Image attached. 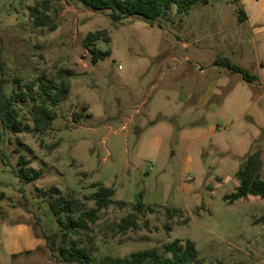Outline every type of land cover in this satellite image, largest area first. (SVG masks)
Masks as SVG:
<instances>
[{
  "label": "rangeland",
  "instance_id": "1",
  "mask_svg": "<svg viewBox=\"0 0 264 264\" xmlns=\"http://www.w3.org/2000/svg\"><path fill=\"white\" fill-rule=\"evenodd\" d=\"M35 2L0 0L2 93L10 95L15 80L22 93L34 83L35 102L39 88L48 90L57 117L41 133L3 134L0 125V264H64L45 246L12 257L5 229L22 222L37 235L56 232L44 195L71 194L87 211L94 185L114 190L115 203L71 239L97 258L189 239L203 264H264V199H222L257 150L264 181V0L195 1L182 13L172 5L151 25L140 17L113 22L109 11L50 0L54 29L33 26ZM97 31L109 42L94 47L108 53L91 63L82 40ZM219 58L255 80L213 65ZM66 70L71 76L59 77ZM60 83L67 94L55 100ZM29 107H18V120L32 129ZM19 156L40 171L38 179L22 183L14 175ZM141 192L152 211L138 217L136 230L117 231ZM165 208L176 211L171 220Z\"/></svg>",
  "mask_w": 264,
  "mask_h": 264
},
{
  "label": "trees",
  "instance_id": "2",
  "mask_svg": "<svg viewBox=\"0 0 264 264\" xmlns=\"http://www.w3.org/2000/svg\"><path fill=\"white\" fill-rule=\"evenodd\" d=\"M35 6L29 8V18L32 19L34 27H46L54 29L49 19L50 0H35ZM75 1L85 9L92 12L109 11V17L113 22H119L130 17H140L149 25L160 17L167 15L172 5H175L176 12L182 13L184 8H188L195 1H201L206 4L208 0H65ZM233 3L239 0H231ZM240 16L239 20H245L243 10H237ZM102 40L109 42V36L105 31L89 33L82 40V45L90 55V62L96 63L103 59L108 52H102L94 47L95 43ZM1 55V48H0ZM213 65L225 67L234 74L239 75L244 81L252 82L254 77H250L246 70L230 63L226 58L217 59ZM60 76H71V72L62 71ZM18 85V80L14 81ZM16 88L10 95L2 93V84L0 81V125L2 132L16 134L21 131L41 133L51 127L52 122L57 117L55 102H50L48 90L39 88V101L35 102L31 94L34 83L26 86L27 92H19ZM68 86L60 83L59 89L54 94V98L64 100L67 94ZM47 94V95H46ZM25 104L30 105L28 115L32 123V129L27 124H22L18 120V107ZM262 167L261 152L257 150L246 155L245 159L239 165L235 179L237 186L233 193L224 196L223 201L231 205L239 199L248 196L264 199V181L259 178V172ZM14 175L22 183H31L40 177V171H32L29 168V162L24 156H19L16 162ZM97 188L93 196L87 198L93 200L94 208L84 211L85 205L79 204L72 195L62 197L58 191L50 190L44 196L47 199L49 210L58 225L56 232L41 231L44 238L45 249L50 256L64 264H203L198 256L195 243L189 239L184 241L174 239L169 243L161 245L159 248H150L132 252L123 258L103 257L97 258L91 246L81 245L80 240L74 241L72 237H77L81 232L89 231V224H94L97 219V213L106 209L109 205L115 203L113 200L114 190L99 185L92 186ZM72 193V192H71ZM119 206H125L124 202H118ZM132 213L122 218L116 224L117 231L125 233L128 230H136L138 227L139 216L145 212H151L150 206L143 203V192L139 194V199L131 206ZM166 217L171 220L176 215L173 209L165 208ZM264 221V215L259 218ZM169 231V226L164 225Z\"/></svg>",
  "mask_w": 264,
  "mask_h": 264
},
{
  "label": "crops",
  "instance_id": "3",
  "mask_svg": "<svg viewBox=\"0 0 264 264\" xmlns=\"http://www.w3.org/2000/svg\"><path fill=\"white\" fill-rule=\"evenodd\" d=\"M5 232L7 234V246L10 248L9 253L12 257H16L22 252L43 248L45 245L41 232L39 235L34 234L32 228L27 223H17L10 228H6Z\"/></svg>",
  "mask_w": 264,
  "mask_h": 264
}]
</instances>
